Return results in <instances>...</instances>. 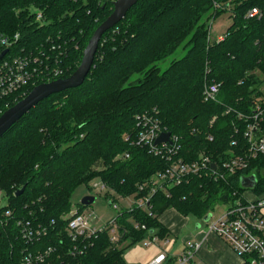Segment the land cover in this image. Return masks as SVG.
Here are the masks:
<instances>
[{
  "label": "trees",
  "instance_id": "1",
  "mask_svg": "<svg viewBox=\"0 0 264 264\" xmlns=\"http://www.w3.org/2000/svg\"><path fill=\"white\" fill-rule=\"evenodd\" d=\"M112 3L0 0V35L19 34L9 53L42 48L50 57L49 69L62 72L50 80L64 78L78 66L83 48L112 11ZM251 8L259 14L247 17ZM227 11L231 23L220 39L209 41V20ZM37 12L40 20L35 19ZM50 46L59 49L49 50ZM179 47L184 54L160 70L158 62ZM3 49L0 44V52ZM135 74L140 77L129 82ZM45 78L29 86L25 95ZM262 78L264 0H137L121 21L102 34L80 86L42 99L0 136V188L7 203L0 208V264H20L26 247L54 245L61 252V238L69 243L65 215L78 184L98 179L116 194L128 195L166 166V161L133 143L138 114L151 113L162 128L177 134L179 155L185 159L199 151L211 153L215 161L244 153L246 117L255 99L264 103L259 89ZM211 83L218 84L215 99L204 100V87ZM260 127L264 130V118ZM245 174L256 177L249 189L263 193L264 156L221 180L192 177L171 188L169 195L156 192L151 215L141 209L123 211L118 223L124 232L116 245L103 230L87 242L81 255H63V262L128 264L125 250L151 233L158 239L170 235L158 220L165 210L174 208L200 219L216 202L233 200L249 190L239 183ZM76 205L79 210L86 208ZM7 209L11 214L4 216ZM20 218L38 221L47 234L33 244L24 243L16 224ZM133 221L145 228H134Z\"/></svg>",
  "mask_w": 264,
  "mask_h": 264
},
{
  "label": "built area",
  "instance_id": "2",
  "mask_svg": "<svg viewBox=\"0 0 264 264\" xmlns=\"http://www.w3.org/2000/svg\"><path fill=\"white\" fill-rule=\"evenodd\" d=\"M258 14L256 8H251L247 12V17ZM41 18L40 12H37L35 19L40 20ZM18 38L19 34L17 33L12 36L0 35V44L4 46V49L8 48V51L0 59V114L9 107L10 102L16 101L21 96L23 98L26 89L34 85L38 79L41 80L46 77L48 80L45 79L50 81V78L58 77L62 73L57 68L49 69L50 57L44 55L42 48L31 53H16L13 50L9 53V48L14 45ZM49 48V50L55 51L59 49V46H50ZM53 60H56V57ZM43 71L45 74H42ZM217 91V83L205 86L203 99L214 100ZM246 118L247 122L243 131V137L246 140L244 153L229 156L227 160L215 161L211 153L203 151H199L196 157L192 159L183 158L179 155L180 137L177 134L162 128L158 118L151 113L138 114L136 116L138 132L133 143L145 147L151 155L166 161V166L154 172L146 182L139 184L137 192L128 195L116 194L100 180H95L88 187L89 190L104 191L103 195L106 202L116 213L102 225H97L96 217L92 215L93 211L89 212L87 208L79 210L78 206L75 205L65 215L66 226L64 230L69 243L66 244L61 238L60 247H58L61 252H56L54 245H47L36 250H30L26 247L21 252L20 264H65L62 259L63 255L72 258L81 255L88 245L87 242L96 238L97 234L103 230L108 231L110 243L116 245L124 232L118 223V216L123 211L141 209L151 215L152 197L156 192L169 195L171 188L186 183L192 177L203 176L216 181L246 169L252 159L264 156V130L260 127V122L264 118V103L259 98L253 101L252 113ZM162 132H169V136L166 141L157 143L156 138ZM208 138L209 140L212 139L211 136ZM128 156V153L124 154L125 158ZM119 202L122 205L119 206ZM217 203L224 205L218 215L213 216V207H211L200 218L203 220V223L199 224L203 230V237L200 239L186 237L181 242V249L175 254H170L168 250H159L143 264H205L197 257L206 236L209 234L215 235L224 242L240 259V264H264V215L262 212L264 199H253L246 194H241L233 200L219 201L215 204ZM5 205L7 203L0 188V208ZM10 214L9 209L5 210L4 216ZM208 214L209 218L204 220ZM16 224L19 227L20 238L26 244L39 241L48 232L45 226L35 220L20 218ZM131 225L134 228H145L143 224H138L135 221ZM170 235L158 239L156 235L151 233L150 237L141 240L139 243L147 246L158 240H163L165 245L171 247L175 243V237L171 238Z\"/></svg>",
  "mask_w": 264,
  "mask_h": 264
},
{
  "label": "water",
  "instance_id": "3",
  "mask_svg": "<svg viewBox=\"0 0 264 264\" xmlns=\"http://www.w3.org/2000/svg\"><path fill=\"white\" fill-rule=\"evenodd\" d=\"M137 2V0H115L112 3V11L110 14L99 23L94 29L90 38L88 39L85 47L82 50V57L75 68V70L64 78H56L50 81L40 82L36 84L23 98L15 102L12 106L5 109L0 114V136H2L9 127L18 121V119L29 110L34 107L42 99L48 97L53 93H57L69 88H75L80 86L90 68L92 67L94 55L97 51L98 44L102 34L116 25L126 15L127 11ZM8 51V48L3 49L0 52V59ZM169 136V132H162L156 138V142L166 141ZM214 166V165H212ZM240 186L243 188H252L256 183V177L254 174L249 176H241L239 178ZM23 188L16 191V195L22 192ZM95 200V197L87 194L81 198L80 203L88 206ZM209 218V214L204 217V220ZM199 224L195 225L199 228Z\"/></svg>",
  "mask_w": 264,
  "mask_h": 264
},
{
  "label": "rangeland",
  "instance_id": "4",
  "mask_svg": "<svg viewBox=\"0 0 264 264\" xmlns=\"http://www.w3.org/2000/svg\"><path fill=\"white\" fill-rule=\"evenodd\" d=\"M208 20V19H207ZM232 19L231 17H229V11L227 12H223L221 14H219L218 16L212 18L209 20L208 25H209V36L208 39L209 41H214L218 35H222L226 28L228 27V25L231 23ZM185 52V49L182 47L177 48L173 53L169 54L167 57H165L163 60L159 61L157 66L160 68V70H163L164 68H166L169 64V62L174 59V58H178L180 56H182ZM140 77V75L135 74L133 76H131L129 78V82L133 81L134 79ZM259 89L262 92V94L264 95V79L262 78L261 83L259 85ZM96 179H92L90 181H88V183H80L78 184L72 195L70 198L71 204H72V208L75 207L76 204L80 203L81 198L84 195L90 194L92 196L95 197V200L89 204L86 208L89 212H92V215L96 217V221H97V225H102L107 219H109L110 217H112L116 212L114 209H112L108 203L106 202L105 198H104V191H99L96 192L95 190H89V186H91L93 184V182ZM249 189V188H247ZM242 194H246L248 197L250 195H254L257 196L256 194H254L253 191L249 190H245L244 192H242ZM122 205L121 202H119V206ZM224 205L221 203H217L213 205V216L218 215V213L220 212V210H222L224 207ZM185 217V216H184ZM183 217V215H178L177 212H174L173 210H170V208L166 211H164L160 216H159V220L162 222H170L173 223V229L175 233H171L170 237L175 239V243L174 245L181 243V240L185 237H187L186 235H188V237H192V235H197L202 231V227L200 226L199 228H196L195 225L198 224H202L203 220L196 218L192 215L186 216L185 218ZM192 234V235H190ZM157 243H161V241H158ZM133 248H128L127 250H125V253L129 254L135 247H143L144 245L142 243H137L134 246H132ZM124 253V254H125ZM139 262H136L134 264H138Z\"/></svg>",
  "mask_w": 264,
  "mask_h": 264
},
{
  "label": "crops",
  "instance_id": "5",
  "mask_svg": "<svg viewBox=\"0 0 264 264\" xmlns=\"http://www.w3.org/2000/svg\"><path fill=\"white\" fill-rule=\"evenodd\" d=\"M220 37L221 35H218L216 39H220ZM249 197L253 199H257V198L264 199V192L261 193L260 195L257 196L250 195ZM170 210L177 212V210H175L174 208H170ZM262 212L264 215V207L262 208ZM177 213L178 215H180L179 212ZM159 216H158V220H159ZM160 222L169 230V232L175 233L173 232L174 231L172 225L173 223L162 222V221ZM186 236L188 237V235ZM192 236L193 238L200 239L201 237H203V230L199 234ZM183 239L181 240V242L183 241ZM158 241H161V243H157ZM158 241L151 243L150 245L144 246V248L135 247L129 254L128 253L126 254L124 252L125 254L123 256L125 261L128 264H134L136 262H139L138 264H143L146 261H148L150 258H152L159 250H168L170 254L171 253L175 254L181 249V243L169 247L168 245L164 244L163 240H158ZM197 258L205 264H240V259L236 256V254L224 242H222L220 239H218L215 235L212 234L206 236V240L203 243L202 247L200 248Z\"/></svg>",
  "mask_w": 264,
  "mask_h": 264
}]
</instances>
